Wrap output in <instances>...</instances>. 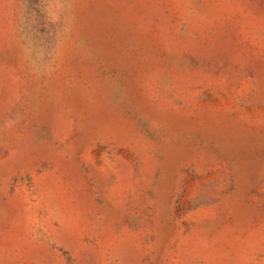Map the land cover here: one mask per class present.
I'll list each match as a JSON object with an SVG mask.
<instances>
[{
    "label": "rangeland",
    "instance_id": "1",
    "mask_svg": "<svg viewBox=\"0 0 264 264\" xmlns=\"http://www.w3.org/2000/svg\"><path fill=\"white\" fill-rule=\"evenodd\" d=\"M0 264H264V0H0Z\"/></svg>",
    "mask_w": 264,
    "mask_h": 264
}]
</instances>
